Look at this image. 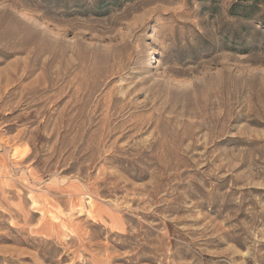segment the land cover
Segmentation results:
<instances>
[{
  "label": "rangeland",
  "instance_id": "374dc122",
  "mask_svg": "<svg viewBox=\"0 0 264 264\" xmlns=\"http://www.w3.org/2000/svg\"><path fill=\"white\" fill-rule=\"evenodd\" d=\"M0 264H264V0H0Z\"/></svg>",
  "mask_w": 264,
  "mask_h": 264
}]
</instances>
